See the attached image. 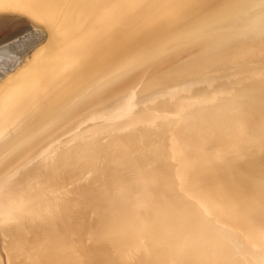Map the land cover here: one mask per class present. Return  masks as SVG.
Here are the masks:
<instances>
[{"label": "bare ground", "instance_id": "bare-ground-1", "mask_svg": "<svg viewBox=\"0 0 264 264\" xmlns=\"http://www.w3.org/2000/svg\"><path fill=\"white\" fill-rule=\"evenodd\" d=\"M0 11L47 33L0 82V264H264V0Z\"/></svg>", "mask_w": 264, "mask_h": 264}, {"label": "rangeland", "instance_id": "rangeland-1", "mask_svg": "<svg viewBox=\"0 0 264 264\" xmlns=\"http://www.w3.org/2000/svg\"><path fill=\"white\" fill-rule=\"evenodd\" d=\"M46 34V30L41 24L26 15L0 11V82L12 71H15L18 66H21L31 56L33 50L44 43ZM184 52L185 54H183ZM186 52L188 53V51H183L178 54L179 56H173L170 62L178 63L177 61L180 59V62L187 59L189 55ZM184 55L188 56L185 58ZM177 56L180 59H177ZM174 57L176 59H173ZM252 124L255 125L256 122ZM3 167H0V170Z\"/></svg>", "mask_w": 264, "mask_h": 264}, {"label": "water", "instance_id": "water-1", "mask_svg": "<svg viewBox=\"0 0 264 264\" xmlns=\"http://www.w3.org/2000/svg\"><path fill=\"white\" fill-rule=\"evenodd\" d=\"M224 21L225 20H223L222 22H224ZM227 21L233 22V21H237V19L236 18L235 19H227ZM206 31H207V29H206ZM226 31L228 32L227 34H231V30H226ZM204 33L207 34V32H204ZM248 35L249 34H247V37H248ZM241 40H242V38L238 37V38L233 39V40L231 39L230 41H226L225 40V42L217 43L215 45V47H214V48H216L217 52L216 51L212 52L210 54V56H212V57L217 59V58H219V57L216 56L217 54L220 55L222 53H231V54H235L236 55L237 52H238V47L241 44ZM206 48L207 47H204V48L199 47L198 49L197 48H193L192 50L191 49L187 50L189 56L191 55L190 59H188L187 62L190 63V67L192 69L198 68L199 65H201L204 62V57H207ZM153 57H155V55L154 56L151 55V57H148V59H152ZM191 64H193V66H191Z\"/></svg>", "mask_w": 264, "mask_h": 264}]
</instances>
